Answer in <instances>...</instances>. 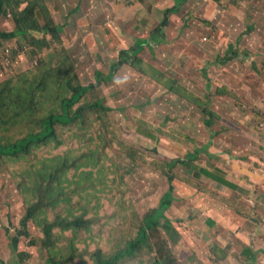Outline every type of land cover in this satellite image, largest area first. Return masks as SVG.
I'll list each match as a JSON object with an SVG mask.
<instances>
[{
	"label": "trees",
	"instance_id": "obj_1",
	"mask_svg": "<svg viewBox=\"0 0 264 264\" xmlns=\"http://www.w3.org/2000/svg\"><path fill=\"white\" fill-rule=\"evenodd\" d=\"M172 1L174 2L173 6L168 9L169 11L165 8V17L161 22L154 23L151 32L163 27L166 29L165 32L168 33V36L183 39L185 37L182 34V28H179L175 34L168 30L174 24L182 23L183 20L175 21L169 19V17L172 12L173 15H176L180 9H183L186 12L181 17L187 18L188 23L191 25L189 19L195 14V9L188 7L187 0ZM231 4L240 5L239 0H231ZM185 6L187 7L183 8ZM124 7V0H0V50L4 48L11 49L13 61L12 67L5 72L3 62L0 60V168L8 171L12 176H15L16 172L22 173L13 162L19 152L27 154L25 161L29 162L28 156L37 155L39 157L38 152L29 154L33 147L39 146L40 143L43 147L55 143L56 151H72V159L68 161L70 157L66 153L67 159L61 161L58 168L50 175L53 180L57 177L58 172L60 173L71 166L80 164L84 157L82 153L87 152L98 155V160L101 157H107L105 158L107 167L115 166L117 169L113 172V178L116 182L118 180L126 181L125 177H129L135 163L145 164L146 168L158 172L162 178H165L162 185L167 184L168 189L163 193L160 205L150 209V215H147L142 221L137 233L142 234L141 238L136 240L127 239L129 241H125V243L130 245L131 249H127V247L117 249L114 254L110 253L112 250L109 252L104 251L102 248L94 250L95 259L90 264H123L126 258L135 256L137 250H144L143 248L151 253L149 255L152 258L151 264H223V260L228 261L230 259L238 264H259L253 256L261 253L256 249L249 251L247 240L251 238L249 242L252 240L256 248L258 243L264 239V235L258 237L260 232L256 228L257 225L264 227V215L255 220L245 205L241 209L232 206L234 205L232 199L236 202L235 199H242L244 195H248L250 198V191H236L233 197H226L209 188L202 180L194 176L195 172H203L216 179V173L212 170L203 166L199 168V162L202 161L198 154L199 149L189 150V154H186L184 159L161 156L162 159L152 160L149 156L145 159L143 154H138L130 143H115L118 140L119 124H127L130 117L135 115L134 110L140 111H136L140 114L144 112L156 119L159 115L163 116L162 124L166 121L175 123L177 119L175 114L168 113L164 115L162 105L164 99H162V96L165 93L172 94L170 97H177L181 100L183 106L179 120H183L184 124L201 125L205 129L202 130L203 134L208 135H212V133L205 132L207 127L203 121L210 118V125L213 127L214 120L220 118V115H216L215 108L220 109L222 108V102H227L226 99L221 102L218 98H214L212 94H208L202 88L203 86L199 88L200 90L203 89V94L199 95L197 94V84L186 85L180 82L179 79L175 78L180 75V72L176 71L174 64L170 71H163L159 67L160 60L172 64L171 59L182 61L189 66L193 59H196L199 60L198 65L204 66L200 55L205 58L204 62L210 57L203 55L201 46L197 47L192 41H189L193 46L190 49L185 48L181 52L175 51L176 56L182 59L180 60L150 51L148 41L138 45V43L129 39L134 46V60L125 63L118 60L124 48H121L116 41L114 43L108 42L107 37L118 40L121 35L119 36L114 28H108L106 22L108 21L110 26L113 27L114 25L118 30L120 29L121 33L127 37L128 33L125 32L127 30L124 29L122 24H119L120 21L116 18L117 13ZM143 14V11H141V13L136 14V18L142 17ZM93 18H96V23L103 25L102 27L97 25L98 28L89 25L84 32H81L80 42L77 44L80 48L76 47V44L73 47V45L64 43L63 26L65 24L76 28L81 24H87ZM64 20L65 23H62L61 21L64 22ZM3 21L8 22L9 30L2 29ZM113 31L118 36L116 33L115 37L110 36ZM105 33L108 35L106 36ZM23 45L28 49V54H30L32 60L22 50ZM56 45L59 47L56 48ZM182 45L180 44V46ZM72 48L76 52L80 51V53L86 49L90 53L88 54L89 60L94 59V61H97L100 59L98 57L103 58L105 61H102L108 67L109 73L99 72L95 76L94 84L84 85L81 81L80 70L78 71L73 60ZM96 48H98V51ZM112 49L114 51L105 57V53ZM147 51L150 52L146 53ZM144 53H146L145 57L142 55ZM184 55L186 56L184 57ZM76 56L78 57L77 60L81 57L78 53ZM217 57L218 53L215 54L214 58ZM106 60L114 63L113 67ZM124 64H127V66ZM147 65L151 66L149 68L151 71L155 70L157 74L163 77L166 76L169 80L164 84L156 77L149 75L147 68H145ZM177 67L179 68L178 63ZM110 80L120 86L122 91L133 95L135 90H139L147 93V96L141 100L139 105L134 104L130 111L125 108L116 109L114 104L106 103L107 100L100 95L97 87L98 82L100 85L105 86ZM148 81L150 84L153 82L155 86L150 85ZM215 96L225 95L216 93ZM107 97L111 99V95ZM226 98L229 99L227 96ZM170 104L167 103L166 106H170ZM191 106L195 108L191 109ZM73 107L74 109H72ZM115 110L120 114V122L114 116V120H112L110 116ZM126 110L127 113L124 114L123 112ZM198 110L204 113L203 121L200 120V122L195 117ZM221 114L226 115L228 113L222 109ZM82 137H84L83 144L90 145L89 141L92 138L97 142L83 147L79 145ZM53 138H56V142L50 141ZM68 142L70 143L67 144ZM99 146L104 151L101 150L100 152ZM219 178L226 184H231L228 178L221 176ZM160 185L161 182L155 183L157 187ZM181 185L188 189L186 194L177 190L178 186ZM234 188L235 190L239 189L237 186ZM193 189L194 191H191ZM258 192L264 198V189L258 188ZM176 197L178 199H175ZM170 199L176 201V206L180 204L181 209L183 206L186 207L188 213L186 216H182L184 220H193V206L206 209L208 213H211L212 216L208 221L213 227L212 233L201 240L199 233L202 229L193 223L189 233L185 232L189 229L185 227L186 230L182 232L183 235L181 234V241H178L174 235H168L165 232L166 229L172 228V220L168 215L172 204ZM197 199H204L205 202ZM180 208H177V212L182 214ZM30 215H32L31 212L27 213L20 221L23 223L29 221ZM165 217L167 221L163 223L162 218ZM72 224L83 227L84 220H57L52 223L45 222L40 226L44 231L43 234L46 240L44 241L46 245L44 248L49 249L53 245L54 227ZM192 228L196 232L191 233ZM175 229L178 233H181L180 228ZM262 229L261 233H264V228ZM222 231L229 232L231 240L222 237ZM248 231L252 233L250 236L246 234ZM23 232L26 233L27 230ZM37 234L36 232L34 233L36 236L31 237V245H35ZM181 235L178 234L177 236L181 238ZM228 241L231 245H235V250L231 253L229 252L230 248L222 244V242ZM133 248L136 249L133 250ZM90 252L86 251L87 254ZM104 254H108L109 257L105 258ZM17 255L20 262H26L31 257V254L25 250L18 251ZM51 259L54 264H70L71 261L79 260V257L71 253L66 257L60 256L58 260ZM137 262V264H146L141 261ZM78 264H81V262Z\"/></svg>",
	"mask_w": 264,
	"mask_h": 264
},
{
	"label": "rangeland",
	"instance_id": "obj_2",
	"mask_svg": "<svg viewBox=\"0 0 264 264\" xmlns=\"http://www.w3.org/2000/svg\"><path fill=\"white\" fill-rule=\"evenodd\" d=\"M161 1L164 3L170 2V0ZM217 2L218 3L215 4L214 2H211V0H187L188 7L195 9V14L189 19L191 25L188 23L187 18L180 19L181 16L176 14L173 16V19L177 21L183 20V22L178 25L174 24L171 29H168L175 34L179 28H182V34L185 38L170 37L168 36V33L166 34L165 32L166 40L168 42L163 43L162 45L149 44V50L167 56L168 58L169 56H172V58L182 60L180 57L176 56L175 51L181 52L185 50V48L190 49L193 47L189 41L195 43L197 47L201 46L202 54L210 57L204 62L205 58L200 55V58L202 57L201 62L204 63V66L198 65L199 60L196 59H193L190 66L184 64L182 61L171 59L170 62L172 64L160 60L159 67L163 71H170L174 64L177 69L176 71L180 72V75L175 78L179 79L180 82H183V84L186 85L197 84V94L199 95L203 94V89L200 90L199 88L203 86L202 88L205 89L206 85L207 89L211 92H213L214 87H217V85L224 88L228 94L233 92L237 97L231 101V104H233L232 107H234L233 119L239 124L240 130L237 129L238 126L231 124L235 127L234 130H237V132H243L251 138V135L246 131L248 130L247 125L243 124L242 121L249 120L248 118L251 112L258 114L259 120L264 121V117L261 116V109L259 111L254 110L258 105L252 101L254 99L262 105L263 103L260 102V98L264 99V91L256 90V94L250 93L251 88L255 89V87L260 84H263L264 86V49L260 53L257 51L255 45L254 47H251V44H243L245 47L242 44L237 45L235 39L230 37L229 32H227L229 29V22L234 21L235 19L244 21V17L246 16L245 10L242 8L230 10L232 5L230 0H217ZM251 4H253V6L256 5L255 9L258 18L260 19H257V22L260 24V21H264V0H253ZM205 5H210L211 7L214 5L218 8L215 15H206L212 17L211 19H205L200 13H197V11H200ZM186 7L187 6L183 8ZM163 17H165V14ZM61 22L65 23V20L64 22ZM119 24L121 25L120 22ZM89 25L98 28L97 25L102 27L103 24L96 23V18H93L85 25L82 24L77 26L76 28L65 24L63 26L64 43H66V45H73V47L76 44V47H79L77 44L80 42V33L85 30H82V28L88 27ZM112 28H114L115 31L118 30L114 25ZM2 29H10L8 22L3 21ZM165 30L166 29L164 28V31ZM254 31H256V29H254ZM147 32L148 30H145V34L133 37L131 41L138 43V45L142 44V42H147L148 39L144 36ZM105 35L107 36L108 34L105 33ZM245 35L246 34L244 33L242 37ZM110 36L115 37V32H111ZM107 38L108 42L111 41L114 43V41H116L120 44L121 48H124V51L120 53L118 60L121 62L123 61V63L126 61L132 62L134 60V46L131 42L123 45L122 41L124 40L122 39L115 40L113 38L110 39L111 37ZM263 42L264 38L259 42L260 44H263L262 46L264 48ZM180 44L183 45L180 46ZM23 46L22 50H25L26 47ZM58 47L59 46L56 45V48ZM106 47L108 48V46ZM96 50L98 51V48H96ZM113 51L114 49L111 51L108 50L104 56L107 57ZM150 51H147L146 53H149ZM25 52L30 60H32L30 54H28V49H26ZM71 53L74 56V59H72L74 60L78 71L80 70L81 81L84 85L94 84L95 76L99 72H104L105 74L109 73L108 67H106L102 61L104 59L98 57L100 59L97 61H94V59L89 60L88 54L90 53L87 52L86 49L80 53V51L76 52V50L72 48ZM77 53L79 54V57L81 55L79 60H77ZM146 53L142 54L143 57L146 56ZM217 53L218 57L214 58ZM220 55H222V57H220ZM185 56L186 55H184V57ZM226 58H228V60H226ZM106 62L110 63L111 61L106 60ZM177 63L179 68L177 67ZM113 64L114 63H110L112 67ZM124 65L127 66V64ZM145 68H147V73L149 75L152 77L154 76V78L156 77L160 82L165 84V82L169 80L168 77H163L162 75L157 74L155 70H153L154 72L151 71L149 69L151 68L150 65H147ZM214 69L215 73L213 71ZM247 71L254 74L256 84L253 82L249 84L247 81L249 76L246 75ZM169 75L174 77L172 74ZM148 83L150 84L149 81ZM150 85L155 86L153 82ZM97 87L99 88L100 95L107 100L106 103L114 104L116 109L125 108L130 111V108L134 107V104L139 105L141 100L147 96V93L139 90H135L133 95L126 91H122L120 86H117V84L111 80L105 86L103 84L100 85L98 82ZM158 88L160 90L162 89L161 87ZM234 90H236V92ZM109 95H111V99L107 97ZM171 95L172 94L165 93L163 96H159H162V99H164L162 102L164 115L168 113L175 114L177 118L176 122L174 121L175 123L166 121L162 124L163 116L159 115L156 119L144 112H142L143 114H140L136 112L138 110H134L133 113L135 115L132 114L134 116L130 117L127 124H119L117 134L118 140L115 141V143H130L133 145L134 149L137 150L138 154H143L145 159L149 156L152 160L162 159L161 156L171 158L180 157L184 159L187 151L193 150V147L199 149L200 146H203L205 139L198 131L200 125L184 124L183 120H179L182 115L181 108L183 105L179 98L173 96L170 97ZM218 99L222 102L226 99V96H221ZM167 103H171L170 106H166ZM245 103H250L247 109L244 107ZM194 108L195 107L191 106V109ZM72 109H74V107ZM123 113H127V110ZM240 113L244 114L239 117L237 114ZM195 115L197 120L199 115L204 118V113L201 110L196 111ZM110 116L112 120H114L115 117L117 121L120 122V114L117 110H115L114 113H111ZM224 116V114H221L219 118L220 120L216 119V121H220L218 125L225 124L223 121ZM210 124L208 127H210ZM262 126L264 127V123ZM204 135L208 137L207 134ZM221 136L222 140H224L228 135L225 132H222ZM80 140L81 143H79V145H82L83 147L90 146L97 142L92 138L89 141L90 145H86L82 143L84 142V137ZM212 140L213 139L209 142L208 139V142L212 143ZM227 140L228 143L226 144H234V146H226L224 152L225 156H231L232 160L233 158H236L239 164H246L245 166L247 167H261V165H264V161H261L259 156H257L259 161L253 165L251 162H243L238 158V156L246 157V155L250 153L248 144L252 147L260 148L261 145H263L262 143L253 146L252 143H249L253 142V140L246 137L241 140H237L233 137ZM50 141L56 142V138L50 139ZM69 143L70 142L67 144ZM185 144L190 145V147H187ZM98 149H100V152L103 150L100 146ZM261 149H264V147ZM35 152L39 153V157H37V155L28 156L30 159L29 162L25 161L27 154L22 152H19L14 158L13 162L15 163V166L19 171H22V173L16 172L15 176H12L11 173L0 168V264H54L51 258L58 260L60 259V256L66 257L71 253L78 256L79 260L71 261L70 264H78L79 262H81V264H90V262L95 259L94 250L96 249L102 248L106 252L112 250L110 252L112 254H114L117 249L126 247L127 249H131V246L127 245L125 241H129L127 240L129 238L131 240L141 238L142 234L137 233L139 232L142 221H144V218L147 215H150V209H154L160 205L161 197L168 189L167 184L162 185L165 178H162L161 174L158 172L146 168L147 166L145 164L135 163L134 168L130 166L132 171L129 177H125L127 182L120 180L116 182L113 178V172L117 169L115 166L107 167L105 164L106 156L101 157V159L98 160V155L90 152L82 153V151L81 153L84 156L82 162L63 170L60 173L58 172L57 177L53 180L50 177L51 173L58 168L61 161L67 159V154L70 157L68 161L72 159V151L65 150V152H59L56 151L55 143L47 147H43L42 143H40L39 146L33 147L29 154ZM258 152L264 154V151H260L259 149ZM202 153L205 155H199L202 160L199 162V165L203 167L206 165V169L214 166L215 163L212 162V157L206 156L210 155L207 148ZM205 160H207V164L204 162ZM210 169L218 170L217 167ZM253 171L257 173L261 172V169H253ZM198 174V172H195L194 176H197L199 179ZM202 174L204 173L202 172ZM158 182H161V185L157 187L155 186V183ZM204 183L208 185L209 188L216 190L214 185L207 184L206 182ZM177 190L183 191L185 194L188 191V189L184 188L182 185L178 186ZM191 191H194V189ZM251 197L253 198L252 193ZM175 199L178 198L176 197ZM197 200L205 202L204 199ZM175 203L176 201L173 200L168 215L172 220V228H180L181 233H178L175 228H171L166 229L167 231H165L168 235H174L178 241H181L183 235L182 232L186 230L185 227L189 228L185 231L189 233L193 223L200 226L202 229L199 233L201 240L207 238L209 233H212L213 227H211L208 221L212 216L211 213H208L206 209L193 206V220H184L182 216H186L188 213L186 212V207L183 206L181 209L180 204H178L179 206H176ZM177 208L181 209L182 214L177 212ZM30 212L32 215H30L31 217L29 218V221H25V223L20 221L22 217ZM76 219L84 220L83 227H78V225L73 224L64 226L58 225L54 227L52 238L53 245L49 249L44 248L46 247L44 244V241L46 240L43 234L44 231H42L40 226L45 222L52 223L57 220L72 221ZM162 221L163 223H166V217L162 218ZM24 230H27V232L24 233ZM192 230L191 233L196 232L193 228ZM36 232L38 233L37 241L35 245H31V237H35L36 235H34V233ZM178 234H182L181 238L180 236H177ZM230 235L231 234L227 231L221 232L222 237L231 240ZM222 244L223 246L230 248V253L235 250V245H231L230 241L222 242ZM135 249L136 248H133V250ZM143 249L144 250L138 249L136 255L126 258L123 264H134V262L137 264V261L151 264L152 258L149 257L151 253L148 252V250H145L146 248ZM21 250H25L31 254V257L26 262H20L18 260L19 257L17 253ZM86 251L91 252L87 254ZM104 257L108 258L109 255L104 254ZM232 260L233 259L228 261L223 260L222 263H237Z\"/></svg>",
	"mask_w": 264,
	"mask_h": 264
},
{
	"label": "crops",
	"instance_id": "obj_3",
	"mask_svg": "<svg viewBox=\"0 0 264 264\" xmlns=\"http://www.w3.org/2000/svg\"><path fill=\"white\" fill-rule=\"evenodd\" d=\"M252 1L253 0H239V4H240L239 6H236L233 4L231 5L230 10H236L238 8H242L245 10L246 16L244 17V21H241L240 19H235L234 21H230L229 29L227 32H229L230 37L235 39V43L237 45L238 44H242V45L251 44V47H254L255 45V47L257 48V51L261 53V51L264 48L262 46L263 44H260L259 42L264 38V21L263 22L260 21V24L257 22V19L259 18H258L256 9H255L256 5L253 6V4H251ZM124 2H125V7L121 11H119L116 16L117 20L121 22L124 29L127 30L125 32L128 33V36L126 37L124 34L121 33V30L116 31L119 34V36L121 35L120 38L118 39L124 40L122 41L123 45L130 43L129 39H133V37H138V35L145 34V30H148V32L144 36L148 39L149 44L162 45L163 43L168 42L166 40V34H165L163 27H160L158 30H154L153 32H151V30H152V27L154 26V23L162 21L163 15L165 14V10L166 9L168 10L169 8L173 6L174 2L172 0H170V2L168 3H164L161 0H124ZM211 2H214L215 4L218 3L217 0H211ZM141 11L144 12L143 16L136 18V14L141 13ZM217 11H218V8H216L214 5L213 7H211L210 5H205L204 7L200 9V11L198 10L197 13L198 14L200 13L201 16H203V18L205 19H211L212 17L206 16V15L207 14L215 15ZM185 12H186L185 10L180 9L178 14L179 16H182L185 14ZM173 16L174 15L172 12L169 19L175 20L173 19ZM183 18L185 17H181L180 19H183ZM107 22H106L107 27L112 28V26H110V23L107 24ZM84 29H87V27L82 28V30ZM149 29H150V32H149ZM254 29H256V31H254ZM244 33L246 35L242 37ZM226 60H228V58H226ZM213 71L215 73V69ZM246 75L249 76L247 78V81L249 82V84H251V82L256 84L253 73L247 71ZM205 89L208 94L212 93L214 98L221 97V96L216 97L215 96L216 93L218 95H225L229 97V99L226 98L227 102L226 101L222 102V108L220 109L218 107L215 108L216 115H221L222 109L225 110L228 114H226L223 117V121L225 122V124L223 123L221 125H218L220 121H216L215 119V122H213L214 123L213 127H211V125L210 127H208V125L211 123L209 121L210 118L205 119L203 121V118L200 115L198 116V120H202L207 127V130L205 132L212 133V135L207 134L208 137H206V135H204L202 132V130H205V129H203L201 125L199 126L198 131L200 134L203 135L202 137H204L205 143L203 146L199 147L198 154L205 155L202 152L205 151L207 148V151L210 155H206V156L212 157V162L215 163L214 166L208 167L207 169H210L213 167L218 168V170L210 169L216 173V179L211 178L209 175L205 173L202 174V172L198 174V177L199 179L206 182L207 184L209 183L210 185H214L216 190H218L217 192H219L220 194L226 197H233L236 191H243V190L250 191V193L253 194V198L252 197L249 198L248 195H244V198L242 199H235L236 202L232 199L233 201L232 204H234L232 206L239 207V209H241L243 205H245L249 213L253 216V219L257 220L261 215H264V198L258 192V188L264 189V165H261V167L259 166L247 167L245 166L246 164L244 165L241 163L239 164L236 158H233L232 160L231 156L230 157L225 156L224 152L226 150V146H229V145L234 146V144H229V145L226 144L228 143L227 139H230L232 137L237 140H241L244 137L251 139L253 140V142H249V143H252L253 146L259 143H262L264 145V129H263L264 127L262 126L264 121L259 120L258 114L251 112L248 118L249 120L242 121L243 124L247 125L248 130L246 131L251 135V138L243 132H237V130H234L235 127L232 124H234L235 126H238L237 127L238 130H240V127H239V124L235 122L233 119L234 107H232L233 104H231V101L235 99L236 95L233 92L228 94V92L219 85H217V87H214L213 92L207 89V85L205 86ZM256 90L264 91L263 84H260L259 86L255 87V89L251 88L250 93L256 94L257 93ZM234 91L236 92V90ZM252 101L258 105L257 107L254 108V110L259 111L261 109V116L264 117V99L260 98V102L263 103L262 105L254 99ZM249 105L250 103H245V106H244L245 109H247ZM242 114L244 113H240L237 115H239L240 117ZM222 132H225L228 135L227 138L224 140H222V136H221ZM208 139H209V142H211V139H213L212 143H209ZM185 145H187V147H190V145L188 144H185ZM263 145H261V147L258 148V147H252L250 146V144H248V147L250 148V153H248L246 157L238 156V158L240 159V161H243V162H251L252 165L259 161L257 156L260 157L261 161H264V154H260L258 152V149L260 151H264V149H261L264 147ZM192 149L197 150L198 148L193 147ZM188 152L189 151H187L186 154H189ZM204 162L207 164V160H205ZM200 167L201 166H199V168ZM258 168L261 169V172L255 173L253 169L257 170ZM219 176L223 178L224 177L228 178L231 181V184L230 185L226 184L219 178ZM235 186L239 187V189L235 190L234 188ZM256 228L260 232L258 234V237H261L262 235H264V233H261L263 231L262 228L264 227L257 225ZM246 234L250 236L252 233L251 231H248L246 232ZM250 239L251 238H248L247 240L248 250L249 251H254L255 249L259 250L261 254H257L255 256H253L252 254L251 255L253 256L254 260L257 261L259 264H264V239L260 243H258V247L256 248L254 247L252 240L251 242H249Z\"/></svg>",
	"mask_w": 264,
	"mask_h": 264
},
{
	"label": "built area",
	"instance_id": "obj_4",
	"mask_svg": "<svg viewBox=\"0 0 264 264\" xmlns=\"http://www.w3.org/2000/svg\"><path fill=\"white\" fill-rule=\"evenodd\" d=\"M26 50V48H25ZM24 50V51H25ZM0 60L3 62L5 71H8L12 66V51L9 48L0 50Z\"/></svg>",
	"mask_w": 264,
	"mask_h": 264
},
{
	"label": "clouds",
	"instance_id": "obj_5",
	"mask_svg": "<svg viewBox=\"0 0 264 264\" xmlns=\"http://www.w3.org/2000/svg\"><path fill=\"white\" fill-rule=\"evenodd\" d=\"M24 46H25V45H24ZM24 46H23V47H24ZM25 47H26V46H25ZM26 49H27V48H26ZM23 51H24V50H23ZM24 52H25V51H24ZM25 53H26V52H25ZM12 63H13V61H12ZM11 67H12V66H11ZM5 72H7V71H5Z\"/></svg>",
	"mask_w": 264,
	"mask_h": 264
}]
</instances>
